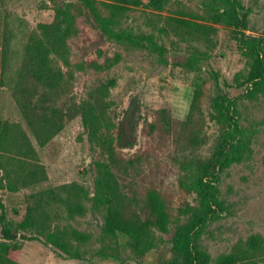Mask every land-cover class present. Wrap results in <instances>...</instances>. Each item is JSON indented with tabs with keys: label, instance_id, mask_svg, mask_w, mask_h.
<instances>
[{
	"label": "rangeland",
	"instance_id": "rangeland-1",
	"mask_svg": "<svg viewBox=\"0 0 264 264\" xmlns=\"http://www.w3.org/2000/svg\"><path fill=\"white\" fill-rule=\"evenodd\" d=\"M77 1L0 0V127L7 129L0 162L10 171L0 182V242L7 236L20 247L11 255L19 264H187L176 249L178 228L194 224L191 248L207 256V264H264V75L248 84L254 60L246 54L249 46L264 61V0H168L161 8L144 0L124 12L121 41L81 17L79 34L68 41L71 63L102 64L116 55L120 61L106 71L71 70L51 92L28 76L26 46L40 37L39 25L53 22L56 7ZM52 66L65 70L56 57ZM110 81L108 93H99ZM196 90L204 140L198 154L210 167L208 187L216 195L204 209L180 186L191 180L184 168L193 152L187 132L176 135ZM99 94L105 117L125 125L124 147L115 144L126 167L115 171L125 199L142 218L135 202L149 191L168 206L166 231L151 229V246L142 255L128 235L105 236V209L91 200L96 163L107 164V155L82 128L80 108ZM16 96L26 104V117ZM44 117L61 129L41 145L35 130ZM12 138L27 143L29 154L10 147ZM71 184L86 197L69 200L61 187ZM186 204L200 211L184 217L178 210ZM28 216L65 234L80 257L68 258L32 229L21 230ZM72 231L85 242L71 241ZM254 238L259 250L252 252Z\"/></svg>",
	"mask_w": 264,
	"mask_h": 264
},
{
	"label": "trees",
	"instance_id": "trees-1",
	"mask_svg": "<svg viewBox=\"0 0 264 264\" xmlns=\"http://www.w3.org/2000/svg\"><path fill=\"white\" fill-rule=\"evenodd\" d=\"M53 1V0H50ZM109 1V2H107ZM144 0H102L97 3L95 0H78L76 3H65L55 8L54 20L51 24H41L40 37L31 40L25 50L26 60L30 65L28 76L33 79L35 84L41 85L48 91L55 92L63 85V80L70 75V71L85 72L87 69L97 72L106 71L119 63V56L113 58H104L100 64L97 60L86 62L71 63L70 50L68 41L79 34L77 21L84 17L87 21L95 24L96 28L110 40L121 41L123 37L121 24L124 12L128 7H138L143 5ZM147 6L152 8L163 7L168 0H146ZM100 5L107 14H103L97 5ZM224 15L217 16L216 21H220ZM127 45H135L133 42L126 41ZM246 54L253 58L254 66L251 75L248 79V84L261 79L264 75V61L259 52L255 49L246 46ZM53 57L61 60L65 70L55 69L52 66ZM98 57H102L101 51H98ZM112 86V81L102 85L99 93L106 95L109 87ZM199 90L195 91L193 102L190 111L187 115L186 122L179 132H176L178 139H181L184 133L188 136L187 147L193 152L192 157L188 161L185 170H188V176L191 180L188 183H181L180 186L186 193H193L196 196V202L200 209H204L209 204L215 203L216 195L210 192L208 187L209 182L208 172L209 165L200 157L198 151L204 143L201 136V124L199 118L195 116L197 110L196 102L199 97ZM101 94L99 100L95 103H86L80 109L81 125L88 135L89 140L100 145L107 155V164L96 163L98 176L95 180L94 196L91 200L96 206L104 208L106 212L103 232L107 237H114L116 233L128 235L134 241V248L142 255L144 247L151 246L149 232L151 229L166 231L170 222V216L167 211L168 206L162 200L159 193L149 191L147 195L137 200L135 203L140 204V211L144 215L142 218L139 213L132 210L131 203L125 199V196L119 186L115 171L120 169L126 170L123 165V160L117 154L116 147H124L125 141V125L121 121L117 125L111 123L106 116L104 108L97 106L101 104ZM17 104L22 109L25 117L26 104L21 102L16 96ZM40 126H36V130L31 123L30 127L37 131L36 137L42 141L43 145L50 136L61 128L58 124L52 121V118H42ZM220 118H217L219 120ZM154 126H152L153 128ZM112 129H115L116 134H111ZM43 134V135H41ZM7 135V129L0 127V151L3 149V138ZM10 147L22 151L23 155H28L30 149L28 144L22 141L17 143L15 138H12ZM115 144L117 146H115ZM227 147L228 145L225 144ZM195 153V155H194ZM223 154V152H221ZM133 165V162H129ZM9 168L4 162H0V182L7 180L9 176ZM61 189L66 192L68 199H82L86 197V192L78 185H64ZM212 189V188H211ZM70 207L71 202L69 201ZM75 208L82 213L83 207L76 205ZM200 209L195 206L186 204L180 208L178 212L182 216L197 215ZM72 211V209H70ZM204 220H200L202 224ZM19 228L23 231L32 229L36 235L42 236L46 243L50 244L57 250L61 251L66 257L77 259L80 257L78 249H74L65 234L56 231H50L44 228L42 224L34 218L26 217L19 224ZM195 225L185 224L178 228V238L176 240V249L186 258L187 264H207L208 258L202 253H197L191 248L189 237L194 230ZM71 241L76 243L85 242L84 235L72 231ZM5 242H0V264H19L12 258V254L20 250V247L14 243H8L9 238L4 237ZM259 238H254L252 242V252L259 250ZM147 248V249H148Z\"/></svg>",
	"mask_w": 264,
	"mask_h": 264
}]
</instances>
